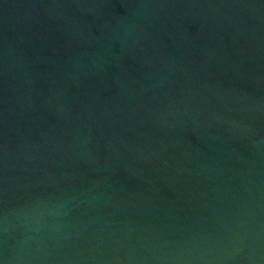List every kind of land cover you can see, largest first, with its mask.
I'll return each instance as SVG.
<instances>
[{"label":"water","instance_id":"water-1","mask_svg":"<svg viewBox=\"0 0 264 264\" xmlns=\"http://www.w3.org/2000/svg\"><path fill=\"white\" fill-rule=\"evenodd\" d=\"M0 264H264V0H0Z\"/></svg>","mask_w":264,"mask_h":264},{"label":"clouds","instance_id":"clouds-1","mask_svg":"<svg viewBox=\"0 0 264 264\" xmlns=\"http://www.w3.org/2000/svg\"><path fill=\"white\" fill-rule=\"evenodd\" d=\"M34 214H39V210H35V213Z\"/></svg>","mask_w":264,"mask_h":264}]
</instances>
